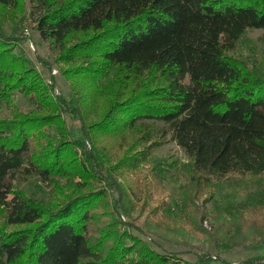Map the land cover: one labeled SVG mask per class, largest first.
I'll return each instance as SVG.
<instances>
[{
  "label": "trees",
  "instance_id": "16d2710c",
  "mask_svg": "<svg viewBox=\"0 0 264 264\" xmlns=\"http://www.w3.org/2000/svg\"><path fill=\"white\" fill-rule=\"evenodd\" d=\"M28 1L39 38L59 59L76 65L95 87L94 99H104L107 108L87 124L76 94V100L51 95L19 49L22 39H5L0 32V103L10 109V99L20 93L37 112L51 113L0 120V209L6 226H27L0 229V264H216L208 254L189 263L160 253L124 230L127 224L118 218L121 211L126 214L128 195L112 174L147 162L161 143L155 139L159 131L188 158L178 166L187 184L183 207L202 195L211 199L233 180L256 187L246 216L264 210V76L230 56L248 29H264V0ZM0 5L14 8L16 1L0 0ZM76 34L82 37L67 44ZM121 69L124 80L116 71ZM129 79L133 92L126 95ZM66 113L78 127L65 128ZM129 133L135 135L131 144ZM43 137L45 143H39ZM109 137L116 140L106 147ZM74 172L82 182L52 206L14 184L37 177L52 187V175ZM152 173L159 179L158 171ZM90 181L103 186L86 188ZM106 188L118 195L110 222L93 212ZM181 209L173 204L153 210L145 229L173 244L167 235L177 233L173 224ZM242 264H264V254Z\"/></svg>",
  "mask_w": 264,
  "mask_h": 264
},
{
  "label": "rangeland",
  "instance_id": "374dc122",
  "mask_svg": "<svg viewBox=\"0 0 264 264\" xmlns=\"http://www.w3.org/2000/svg\"><path fill=\"white\" fill-rule=\"evenodd\" d=\"M15 1L14 8L0 5L1 34L5 39H10L13 36L14 39L16 37L22 39L19 49L29 59L30 67L33 66L37 81H42L46 85L45 87L52 88L51 95L70 99L76 94V97L79 98V106L82 112L84 111L86 123L91 124L98 120L106 110L107 102L101 98L96 101L97 99H94L97 94L95 87L82 77L78 72L79 69L75 67L76 65L59 59L58 53L49 47L48 42L39 38L35 30L36 14L31 11L29 1ZM80 37L82 34L72 36L67 44ZM230 56L239 66L249 70L250 73L259 70V75L264 76V29H248L241 37L235 50L230 52ZM116 71L120 72L118 74L123 80L124 76H127V73L122 69ZM131 83L134 82L129 79L127 82L129 89L126 91V95L133 92ZM76 97L73 98L76 100ZM10 100V109H5V106L0 103V120L5 117L18 119L17 114L22 113H26L31 118L51 114L47 111L37 112L35 106L20 93H15ZM11 108L17 109L15 110L17 113L12 112ZM61 119L67 130V126H79V122L72 120L67 113L63 114ZM157 126L159 129L163 127L161 123H157ZM42 128L46 133H51L49 126L45 125ZM129 134L131 135V144L135 135ZM155 139L161 143L152 149L147 162L140 163L135 170H121L112 174L123 186L124 193L128 195L124 200L123 207L126 209V214L121 211L118 218L127 224L123 229L131 232L137 240H146L152 244L151 246L156 251L179 255L185 259L183 261L189 263H197L196 257L199 254H208L216 264H219L214 260L216 257L225 264H242L247 260L260 258L264 254V245L258 243L264 240V210L257 209L252 214L253 216H246L247 209L254 199L256 187L246 188L233 180L225 181L215 190L211 199H207L208 195H202L194 201V205L187 203L186 207H183V193L187 184L178 166L188 162V158L175 142L169 140V135L161 136L158 131L155 133ZM45 140L43 137L38 141L45 143ZM115 140L114 137L107 138L108 145L105 146H111ZM86 144V148H90L87 140ZM33 145L34 148L39 149V144L34 142ZM140 146L141 144L133 149L141 148L142 146ZM115 148L118 149L116 146ZM111 150L114 151V145ZM122 155L119 153L120 157ZM70 156H65L67 162L71 160ZM111 165H114L113 161H111ZM153 171L160 173L159 179L154 178ZM74 173L69 177L66 176L68 179L60 175H52V179H54L52 187L40 183L37 177H25L19 182L14 181V184L26 195L40 201L43 205L52 206L66 198L59 197L61 194L70 193L71 187L82 182V178L77 177V172ZM94 186L101 187L103 185H97L90 181L86 188ZM106 189L107 196L98 200L93 212L104 214L106 218L102 220L110 222L113 220V205L118 195L110 188ZM173 204L181 206L182 209L175 213L178 223L173 226L177 233L167 235V238L173 241V244H170L156 239L151 230L145 229L143 223L153 213V210L160 211L165 206L167 208ZM119 226L121 227V225ZM22 227L27 226H6L3 212L0 209V229L11 230ZM143 230L146 231L145 235H143ZM152 239L156 240L158 245L155 246L151 243Z\"/></svg>",
  "mask_w": 264,
  "mask_h": 264
},
{
  "label": "built area",
  "instance_id": "2783aa9c",
  "mask_svg": "<svg viewBox=\"0 0 264 264\" xmlns=\"http://www.w3.org/2000/svg\"><path fill=\"white\" fill-rule=\"evenodd\" d=\"M205 222V221H204ZM206 223V222H205Z\"/></svg>",
  "mask_w": 264,
  "mask_h": 264
}]
</instances>
